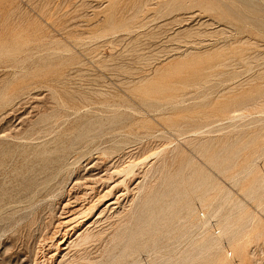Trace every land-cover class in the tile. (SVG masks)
<instances>
[{
    "label": "rangeland",
    "instance_id": "obj_1",
    "mask_svg": "<svg viewBox=\"0 0 264 264\" xmlns=\"http://www.w3.org/2000/svg\"><path fill=\"white\" fill-rule=\"evenodd\" d=\"M0 264H264V0H0Z\"/></svg>",
    "mask_w": 264,
    "mask_h": 264
},
{
    "label": "bare ground",
    "instance_id": "obj_2",
    "mask_svg": "<svg viewBox=\"0 0 264 264\" xmlns=\"http://www.w3.org/2000/svg\"><path fill=\"white\" fill-rule=\"evenodd\" d=\"M255 7V6H254ZM256 7H258V6H256ZM136 165V164H135ZM132 166H133V163H132ZM131 166V163H130V165L129 166H127V167H125V168H123L122 170H119L118 171V173H122V172H124V173H126V171L129 169V168H131L132 167ZM132 169V168H131ZM132 171V170H131ZM132 173V172H131ZM127 174H129V173H127ZM123 176V175H122ZM114 182H115V180H114ZM87 183V182H86ZM85 184V183H84ZM93 184V183H92ZM110 185V184H109ZM73 188V187H72ZM115 192V191H114ZM116 193V192H115ZM65 194V193H64ZM80 194V193H79ZM82 195V194H81ZM66 201V200H65ZM82 202V201H81ZM66 204V203H65ZM72 204V203H71ZM71 211V210H70ZM70 213V212H69ZM64 216V215H63ZM98 221V220H97ZM97 223V222H96ZM55 229V228H54ZM259 234H261L260 232H259ZM93 235L94 234H92V233H90L89 231H85L84 233H82L81 235H80V237L78 238L79 239V242L78 243H83V242H87V241H89L92 237H93ZM71 238V237H70ZM57 240V239H56ZM62 240V239H61ZM64 254H66V253H64Z\"/></svg>",
    "mask_w": 264,
    "mask_h": 264
}]
</instances>
